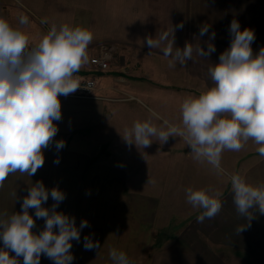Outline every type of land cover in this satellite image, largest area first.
I'll return each instance as SVG.
<instances>
[{"label": "crops", "instance_id": "0c3cea01", "mask_svg": "<svg viewBox=\"0 0 264 264\" xmlns=\"http://www.w3.org/2000/svg\"><path fill=\"white\" fill-rule=\"evenodd\" d=\"M21 15L28 17L22 30L29 37V46L38 43L52 24L90 30L93 40L88 46L89 59L103 45L114 46L115 59L107 73L92 71L88 59L74 75L94 77L102 96L129 95L135 99L106 102L59 98L62 119L53 121L58 132L43 150V166L31 177L19 172L10 174L0 187V213L9 215L22 214L23 198L37 181H42L49 192L53 188L62 191L65 199L56 211L74 218L76 206L82 204L76 192L89 188L92 181L108 182L109 188H124L129 181V176L122 174L125 171L95 159L112 157V150L97 147L90 137L91 128L106 125L108 104H151L162 110L164 120L182 128L180 106L188 95L198 96L212 86L208 68L218 63L220 54L230 46L229 28L234 19L241 30L254 31V56L264 47V0H0V16L13 27L19 26ZM45 19L47 22L41 23ZM181 22L184 27L175 30L174 47L183 49L186 42L192 44L193 57L184 66L177 63L175 68H169L170 58H165L159 49H149L146 37L156 38ZM204 24L210 28L201 37L200 27ZM213 31L215 39L210 40ZM209 42L216 51L209 57L197 55V46L207 50ZM178 138L169 137V148L145 156L134 151V197L121 195L115 201L133 205L134 219L124 215L121 225L128 222L126 227L134 228L135 264H264V214L257 212L245 224L236 213L230 183L231 175L238 173L252 185L264 184V158L257 153V145L250 140L239 152L225 150L221 159L224 171L217 174L210 165L195 161L184 138ZM60 140L65 146L57 151L55 143ZM57 159L58 164L54 163ZM144 163L146 178L140 175ZM188 187L219 191L223 204L220 213L197 223L202 210L186 202ZM53 203L49 196L41 206L51 209ZM171 206L178 216L168 217L166 211ZM28 211L35 221L32 231L38 235L45 220L35 217V209ZM126 214L129 217L131 213ZM175 219L182 223L173 224ZM243 224L244 230L237 233V227ZM54 231L58 232V228ZM132 237L133 232L126 234L131 243ZM3 248L0 240V249ZM18 261L23 264V257ZM40 264L54 262L42 254Z\"/></svg>", "mask_w": 264, "mask_h": 264}, {"label": "clouds", "instance_id": "9594fccd", "mask_svg": "<svg viewBox=\"0 0 264 264\" xmlns=\"http://www.w3.org/2000/svg\"><path fill=\"white\" fill-rule=\"evenodd\" d=\"M28 17L21 15L19 26L13 27L0 16V187L10 174L19 172L29 177L35 175L44 164L43 150L52 143L58 132L53 121L62 119L60 96H67L80 88L75 77L88 62V46L93 33L87 28L68 24H52L40 41L29 46V37L22 30ZM46 19L41 23H46ZM181 22L156 38L146 37L149 49H159L169 59V68L181 66L192 60L194 48L190 43L183 49L174 47L176 29H183ZM210 25L200 27L199 35L208 34ZM230 46L220 54L219 62L208 68L212 86L198 96L188 95L180 106L182 128L164 120L157 128L151 119L133 123L122 135L131 147L148 148L153 138L161 144L169 137L181 136L190 147L193 159L210 165L217 174L223 173L222 153L239 152L251 140L256 151L264 158V47L253 55L254 31L241 30L237 20L230 24ZM215 32L210 40L215 39ZM200 57H209L216 51L212 43L207 50L199 45L195 49ZM149 52L148 54H151ZM65 146L57 141V151ZM54 163H59V159ZM155 183V181H147ZM232 202L237 215L250 222L255 214H264V184L252 185L238 173L230 177ZM16 197V193H13ZM186 202L193 209L202 210L197 223L215 218L223 204L221 193L210 188L185 189ZM51 196V209L42 207ZM65 199L57 188L47 190L42 181L29 188L23 198L21 213H0V264H40L43 254L54 264H71L72 241L80 242V232L88 227L82 220L79 228L75 218L57 212L56 208ZM35 209V217L44 219L45 226L39 234L32 229L35 221L29 215ZM245 224L237 227V233ZM58 228V232L54 231ZM85 250L100 249L98 241L89 236L83 240ZM15 256H10L9 251ZM111 264H135L124 251L109 249Z\"/></svg>", "mask_w": 264, "mask_h": 264}, {"label": "rangeland", "instance_id": "374dc122", "mask_svg": "<svg viewBox=\"0 0 264 264\" xmlns=\"http://www.w3.org/2000/svg\"><path fill=\"white\" fill-rule=\"evenodd\" d=\"M120 97L122 98V96ZM108 106L106 125L91 128L90 137H92L93 144L101 148H110L113 155L112 157L102 155L95 159L99 160L98 162L100 163L106 161L109 164L118 165L119 168L125 171L121 170L122 174L129 176V181L124 188L117 189L109 188L110 184L108 182L107 184H102L92 181L89 188H84L79 193L76 192V199L79 198L82 204L76 206L75 224L79 228L81 221L86 220L89 226L81 230L79 243L75 240L72 241L73 246L70 252L74 259L71 264H111L109 259L110 248L124 251L134 260V228L126 227L128 222L123 224L125 227L121 225V219L124 215H126L125 218L134 219L133 205L120 204V202L115 204V201H118L121 195L124 196L123 198L134 197V183H132V180H134V151L145 156L147 153L162 150L164 147L169 148L168 143L161 144L156 141L155 137L152 145L148 148H137L134 144L129 147L122 137L124 130L126 128L130 129L137 120L151 119L152 123L157 128H160L165 118L162 117L161 109H156L151 104H108ZM170 138L174 140V137ZM114 154H116V158H114ZM145 166L144 163L141 167L142 173L140 175L146 178ZM68 196L70 197V195ZM174 210L173 206H171L170 210L166 211L168 217L176 214ZM126 213L131 214L128 217ZM116 216H118L117 220L115 219ZM182 218L181 216L180 220ZM175 221H172L173 224L179 225L182 223L176 219ZM132 232L131 243L126 239V234H131ZM85 236H89L94 242L98 241L100 249L85 250L83 247ZM17 259H20V257Z\"/></svg>", "mask_w": 264, "mask_h": 264}, {"label": "built area", "instance_id": "2783aa9c", "mask_svg": "<svg viewBox=\"0 0 264 264\" xmlns=\"http://www.w3.org/2000/svg\"><path fill=\"white\" fill-rule=\"evenodd\" d=\"M31 47V46H30ZM116 49L111 45H103L99 53L89 59V66L92 71L97 73H107L114 62ZM80 88H78L74 93L67 96H60L59 98L72 99V100H96V101H106V102H116V101H127L134 100L132 96H125L122 98H112L107 96H102L99 94V84L94 77H79Z\"/></svg>", "mask_w": 264, "mask_h": 264}]
</instances>
